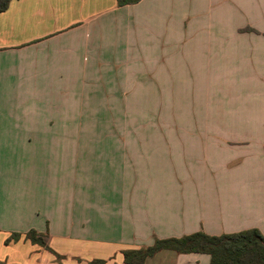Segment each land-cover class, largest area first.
I'll use <instances>...</instances> for the list:
<instances>
[{
  "label": "crops",
  "instance_id": "obj_1",
  "mask_svg": "<svg viewBox=\"0 0 264 264\" xmlns=\"http://www.w3.org/2000/svg\"><path fill=\"white\" fill-rule=\"evenodd\" d=\"M196 50L199 74L229 76V86L202 85L198 123L225 131L139 134L127 147L103 143L112 149L103 152L79 150L102 140L94 134L52 129L77 123L64 94L91 91L120 63H148L165 77L159 91L189 93L190 83L198 88ZM1 83L0 261L124 264L123 251L156 238L248 230L264 238V101L243 96L264 94V0H12L0 13ZM62 107L65 115L54 113ZM47 141L64 147L40 160L35 144ZM30 230L50 250L26 241ZM12 234L21 237L5 245ZM144 264L210 257L162 250Z\"/></svg>",
  "mask_w": 264,
  "mask_h": 264
},
{
  "label": "rangeland",
  "instance_id": "obj_2",
  "mask_svg": "<svg viewBox=\"0 0 264 264\" xmlns=\"http://www.w3.org/2000/svg\"><path fill=\"white\" fill-rule=\"evenodd\" d=\"M203 62L197 50L190 54L189 69L194 73L196 86L200 90L191 87L192 83H190L189 93L159 91L165 88L160 81L161 78L165 80V77L157 75L158 78H156L155 71L148 67V63H145V67L142 69L134 68L133 62L120 63L121 68L111 69L107 76L95 78V84L87 87L91 91L64 94L67 96V105L70 108L67 116L72 118L71 123L74 122L76 116L77 123L75 125L68 123L61 127L53 126L52 129H60L61 133L77 131L94 134L95 138L102 140H82L79 142V150L86 151L87 149L103 152L112 151L105 144L111 145L112 148L127 147L130 143L138 142L134 139L140 138L136 137L139 134L225 131L226 126L201 125L198 123L197 116L203 115L198 110V103L203 102L202 90L205 91L202 85L229 86V76L228 78L224 76L215 78L214 75L203 76L199 74V72L203 73ZM244 62H246V59L238 60L239 64ZM225 70H228V67L221 70V75L225 74ZM249 81L250 87H253V84L257 86L256 81L258 80L249 78ZM173 90H176V88L173 87ZM49 94L54 95L56 101L60 100L61 94ZM243 96L247 99L246 101L251 99L253 103L264 101V94L261 92H252L251 94H243ZM6 97L7 95L4 94V87L1 83L0 104L6 101L4 100ZM62 110L63 115H65L66 109L63 107L57 109L54 113L59 114ZM44 143L45 146L43 142H39L38 145L34 143L38 146L40 160L44 155H49V152H56V150L58 151L64 147L63 143H55L54 145L48 141ZM34 144L32 142L31 146ZM43 151L46 153H42ZM41 169L40 164L38 174H41ZM94 192L96 194L97 190Z\"/></svg>",
  "mask_w": 264,
  "mask_h": 264
},
{
  "label": "trees",
  "instance_id": "obj_3",
  "mask_svg": "<svg viewBox=\"0 0 264 264\" xmlns=\"http://www.w3.org/2000/svg\"><path fill=\"white\" fill-rule=\"evenodd\" d=\"M12 0H0V13L5 12ZM141 0H116L117 7L137 4ZM249 31V30H247ZM32 245L50 250L44 237L30 230L22 235ZM20 235L12 234L5 245L16 242ZM170 250L177 254H206L210 264H264V238L257 230H248L230 235L208 236L202 232L180 238L154 239L152 245L137 250L122 252L124 264H144L148 257ZM0 264H8L0 261ZM88 264H106L103 260H92Z\"/></svg>",
  "mask_w": 264,
  "mask_h": 264
}]
</instances>
